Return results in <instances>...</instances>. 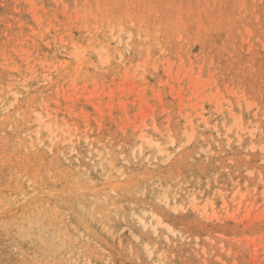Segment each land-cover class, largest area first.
I'll return each instance as SVG.
<instances>
[{
    "label": "rangeland",
    "instance_id": "1",
    "mask_svg": "<svg viewBox=\"0 0 264 264\" xmlns=\"http://www.w3.org/2000/svg\"><path fill=\"white\" fill-rule=\"evenodd\" d=\"M0 264H264V0H0Z\"/></svg>",
    "mask_w": 264,
    "mask_h": 264
},
{
    "label": "bare ground",
    "instance_id": "2",
    "mask_svg": "<svg viewBox=\"0 0 264 264\" xmlns=\"http://www.w3.org/2000/svg\"><path fill=\"white\" fill-rule=\"evenodd\" d=\"M50 2V1H49ZM206 22V21H205ZM14 70V69H13ZM181 82V80H179V83ZM131 90L133 91L134 90V88L132 87L131 88ZM181 91V90H180ZM179 91V92H180ZM148 110H149V106H147L144 110H143V112L142 113H140V114H146L147 112H148ZM139 115V114H138ZM233 174V173H232ZM44 231V230H43ZM59 246V245H58ZM238 256V255H237Z\"/></svg>",
    "mask_w": 264,
    "mask_h": 264
}]
</instances>
